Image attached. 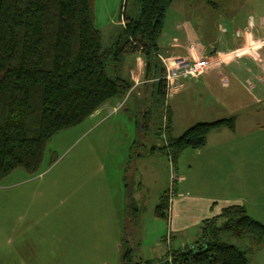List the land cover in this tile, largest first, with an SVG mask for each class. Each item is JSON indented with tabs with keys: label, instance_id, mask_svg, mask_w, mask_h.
Returning <instances> with one entry per match:
<instances>
[{
	"label": "rangeland",
	"instance_id": "rangeland-1",
	"mask_svg": "<svg viewBox=\"0 0 264 264\" xmlns=\"http://www.w3.org/2000/svg\"><path fill=\"white\" fill-rule=\"evenodd\" d=\"M121 3L94 0L95 26L104 45L121 27ZM137 6V0H128V11L136 13ZM228 7L221 3L216 16L228 13ZM221 23L232 25L224 18ZM138 54L142 55L139 51L124 55L123 71ZM222 74L233 77L227 71ZM255 74L239 73L228 89L219 84L218 75L208 91L195 79H186L192 83L177 90L168 86L165 96L114 97L121 101L120 107L104 118L100 119L102 111H93L56 131L45 145L38 171L28 173L18 167L0 179V264H122L129 247L134 264L157 258L168 247L192 245L202 224L195 212L181 211L183 225L168 229L169 207L180 191L198 194L208 188L218 196H241L248 213L264 224V126L254 125L264 122V79L259 78L264 71ZM169 102L176 108L172 135L198 120L236 115L237 140L226 149L232 151L234 164L224 175L227 187L214 184L216 168L206 165L210 150L196 154L197 148L186 147L171 160L164 145L166 134L157 129ZM210 103L217 107L211 110ZM148 107L147 114L140 115ZM141 122L146 129L139 133ZM153 144L156 148L151 149ZM239 156L246 157L244 164L236 160ZM158 204L166 216L156 212ZM220 238L245 249L249 264H264V240L255 246L250 235L223 232Z\"/></svg>",
	"mask_w": 264,
	"mask_h": 264
},
{
	"label": "trees",
	"instance_id": "trees-1",
	"mask_svg": "<svg viewBox=\"0 0 264 264\" xmlns=\"http://www.w3.org/2000/svg\"><path fill=\"white\" fill-rule=\"evenodd\" d=\"M169 1L137 0V12L131 13L128 0H122L121 27L104 45L94 0H0V179L18 167L35 173L52 134L80 122L107 99L122 98L132 85L120 65L127 53H142L146 76L155 79L153 97L166 95L158 36ZM164 116V145L172 161L182 149L203 145L210 129L233 127L235 121L233 114L198 120L172 135L171 117ZM165 196L166 190L160 203ZM159 207L156 212L166 216ZM200 228L192 245L168 247L161 256L134 264H249L246 250L220 234L250 235L255 246L264 240V224L242 202L222 206L202 219ZM130 252L129 247L122 264H132Z\"/></svg>",
	"mask_w": 264,
	"mask_h": 264
},
{
	"label": "crops",
	"instance_id": "crops-1",
	"mask_svg": "<svg viewBox=\"0 0 264 264\" xmlns=\"http://www.w3.org/2000/svg\"><path fill=\"white\" fill-rule=\"evenodd\" d=\"M221 3L229 6L226 10L228 13L222 12L216 16L214 11L220 8ZM258 8H260V12H257ZM223 18L229 19V23L231 22L232 25L230 27L224 26L221 23ZM212 23L216 24L215 34L213 33L214 28H211ZM158 44V52H162L163 55L160 54L162 56L165 55L167 61H172L173 64L176 61L185 65L191 60L200 58L205 60L203 72L196 77H180L178 80L169 83V89L172 86V90L192 83L186 79H195V83L204 85L208 91L209 88L213 89V82L218 75L220 76L219 84L221 86L225 85L227 89L228 86L235 82L239 73H256L255 76L258 77V70L263 69L264 71V0H170L166 7L163 26L158 36ZM226 71L233 77L224 76L222 72ZM124 74L131 79L132 85L121 100L124 98L128 99L132 94L142 98H148L152 95L155 79L154 77L146 76L143 55L138 54L137 60L133 65L127 62ZM259 78L261 80L264 79L263 76ZM231 79L232 83H230ZM247 82L251 88L254 87L250 79H247ZM247 87L249 88V86ZM120 104V100L112 97L93 111H102L101 119L115 111L117 107L119 108ZM210 104H212L210 106L211 110L217 107L215 103ZM167 105L163 115H166V112L167 114L169 113L172 131V118L175 115L176 108L173 103L169 102ZM148 110L149 107L146 110L142 109L140 115L145 116ZM254 125L264 126V122H257ZM162 128L161 121L157 129H161L162 133ZM137 129L139 133L144 132L146 124L144 122L139 123ZM237 129L238 121H236L235 115L233 127L223 125L210 129L207 133L206 142L198 147L195 152L200 154L201 151L206 153L210 150V155H208L210 157L207 156L206 165H209L211 169L216 168V174L212 172V177L216 180L214 184H218L219 187H227L224 183V175H229V170L234 165L231 162L233 161L232 151L226 149H232L235 144L238 135ZM158 130H156L157 133ZM236 160H241L244 164L246 157L239 156ZM225 166L226 168L223 171ZM217 170L220 172H217ZM142 182L143 179L141 177L139 183ZM221 196L210 192L208 188L198 194L181 193L180 191L169 207L168 229H177V227L183 225L179 220L181 211H193L196 213L195 219L202 220L219 213L222 206L228 203H243L244 200L241 199V196ZM128 218L130 219V217ZM163 230L164 228L161 230L162 236L165 234V230ZM200 233L201 231L198 236H200ZM170 236L172 237V233H170Z\"/></svg>",
	"mask_w": 264,
	"mask_h": 264
},
{
	"label": "built area",
	"instance_id": "built-area-1",
	"mask_svg": "<svg viewBox=\"0 0 264 264\" xmlns=\"http://www.w3.org/2000/svg\"><path fill=\"white\" fill-rule=\"evenodd\" d=\"M159 57L161 58L164 66H165V79L167 80V83H172L180 77H196L198 76L201 72L204 71V64L205 60L204 58H200L197 60H191L187 64H179V61H176L174 64L172 61H167V58L165 56H162L159 54ZM166 121H165V116L163 117L162 121V126L165 127ZM163 136H165L163 134ZM172 176L174 173H171ZM168 235L166 237V241L168 240Z\"/></svg>",
	"mask_w": 264,
	"mask_h": 264
}]
</instances>
